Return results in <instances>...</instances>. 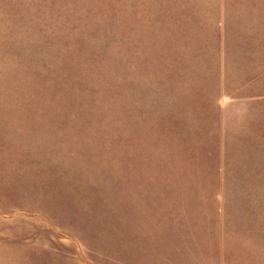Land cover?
I'll use <instances>...</instances> for the list:
<instances>
[{"label":"rangeland","instance_id":"obj_1","mask_svg":"<svg viewBox=\"0 0 264 264\" xmlns=\"http://www.w3.org/2000/svg\"><path fill=\"white\" fill-rule=\"evenodd\" d=\"M264 0H0V264H264Z\"/></svg>","mask_w":264,"mask_h":264},{"label":"crops","instance_id":"obj_2","mask_svg":"<svg viewBox=\"0 0 264 264\" xmlns=\"http://www.w3.org/2000/svg\"><path fill=\"white\" fill-rule=\"evenodd\" d=\"M260 114L262 115V125H264V109L260 111Z\"/></svg>","mask_w":264,"mask_h":264}]
</instances>
